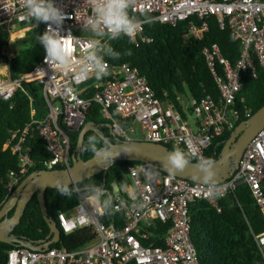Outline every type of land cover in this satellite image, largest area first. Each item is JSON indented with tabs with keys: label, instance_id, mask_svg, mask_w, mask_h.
Instances as JSON below:
<instances>
[{
	"label": "built area",
	"instance_id": "built-area-1",
	"mask_svg": "<svg viewBox=\"0 0 264 264\" xmlns=\"http://www.w3.org/2000/svg\"><path fill=\"white\" fill-rule=\"evenodd\" d=\"M55 3L71 17L64 20L61 35L71 33L79 38L78 43L70 38L67 40L71 67L57 69L46 61L42 47L41 57L30 72L14 76L10 60L16 55L15 51L4 47L1 52L0 98L11 100L26 80L33 79L41 84L48 110L44 117L31 118L22 128L10 131L4 147H10L17 163L16 168L9 171L5 183L8 194L32 167L33 161L25 145L34 129L51 155L45 163L46 168L70 165L68 130L83 125L91 101L102 105L101 115L110 123L112 135L119 139H138L135 137L138 127L142 132L138 140L179 148L196 160L206 157L213 140L231 129L240 117L234 100L243 73L249 71L253 78L259 70L264 73V0H130V16L144 15L171 24L187 20L185 35L196 40L203 38L208 29L206 18L212 15L220 28L230 30L241 44L234 62L221 53L216 42L202 48L219 96L217 99L210 94L190 96L187 102L182 98V113L172 101L159 98L147 78L136 68L126 63L110 66L104 59L108 75L101 78L103 81L93 82L96 90L91 98H82L80 93L85 88L78 89V86L96 74L89 65L87 78L78 82L75 75L79 71V60L90 42L108 43L110 40L82 29L84 20L90 15L91 0H55ZM32 21L26 14L23 0H0V27L5 28L10 37L16 32L13 30L16 26ZM144 24L130 39H149L144 35ZM44 30L45 24L40 23L41 34ZM31 111H34L33 107ZM141 169L150 168L142 162L127 168L129 190H136L137 200H132L129 190L125 193L120 190L122 198L117 194L113 196L112 208L120 213V223L115 220L105 222L104 212L77 194L75 213L58 212L56 223L65 234L79 227L92 226L96 232L92 241L73 250L52 246L31 250L12 246L5 251L0 264H201L190 236L191 202L204 199L217 207L219 197L246 183L255 202L264 211V127L246 145L234 172L218 182L224 192L216 198H209L204 183L168 173L157 174L149 181ZM105 196H108L106 189ZM217 210L220 209L217 207ZM157 221L169 224L163 235L155 233ZM155 236L161 239V244L154 243L152 238ZM253 236L264 262V234Z\"/></svg>",
	"mask_w": 264,
	"mask_h": 264
},
{
	"label": "trees",
	"instance_id": "trees-1",
	"mask_svg": "<svg viewBox=\"0 0 264 264\" xmlns=\"http://www.w3.org/2000/svg\"><path fill=\"white\" fill-rule=\"evenodd\" d=\"M136 17L144 18L145 16ZM206 21L207 31L201 40H196L185 35L187 20L178 21L175 24L153 20L151 23L144 24V35L149 38L148 40L140 38L132 40L127 36L110 40L108 44L115 52L119 53V56H105L104 59L110 66L126 63L136 68L140 74L147 78L159 98L172 101L174 107L184 113L180 102L184 94L191 97L210 94L215 99L219 96L217 85L206 65L202 48L216 42L221 53L234 62L241 47L239 40L232 36L228 28H220L214 15L207 17ZM32 22L24 24L28 26ZM39 34H41L40 24L37 26L33 24L29 31L24 32L23 37L9 41V32L0 27V57L4 47L15 51L16 55L10 60V70L13 71L14 76L29 73L31 67L40 59L42 45L36 41V35ZM99 80L103 81V79ZM99 80L93 76L87 82L79 85L78 89L85 88L80 93L81 97L91 98L96 90L93 82ZM240 83V89L234 100V107L240 111V117L231 129L213 140L206 151V158H216L232 129L248 117L246 113L252 114L264 103V73L261 70L255 78L249 71H245ZM45 106L41 84L33 79L26 80L11 100L0 98V206L9 196L5 183L9 171L14 170L17 163V157L10 147H4L10 136V131L22 128L31 118L44 117L48 112ZM31 107L34 108L33 112ZM101 109L100 103L91 101L85 111L83 124L87 121L105 122L106 120L101 115ZM102 129L106 135H109L107 129ZM95 134L94 131L89 130L84 135L80 151L83 159L93 154L85 151L83 145L87 142L89 135ZM69 138L71 155L76 145L77 135L70 134ZM25 146L29 149L33 161L29 173L34 170L47 169L45 163L51 158V155L46 149L43 138L35 129L30 131ZM189 158L196 160L192 157ZM69 163L71 164V158ZM135 163L141 162L127 160L114 162L107 169L105 184H103L102 171L76 184L81 187L84 183L102 185L108 191V196L113 197V184L128 185L127 168ZM145 164L157 174L164 173L151 164ZM53 168H64V166L56 165ZM45 200L47 213L55 220L58 212H64L66 215L75 213V206L78 202L77 194H73L71 197L61 196L55 187L46 189ZM217 207L220 210H217ZM217 207L204 199H197L189 205L190 236L200 263L264 264L253 236V234H264V211L255 202L247 184L241 183L233 192L219 197ZM12 211L10 210L8 214L10 215ZM103 220L105 222L115 220L120 223L121 216L112 208L110 213H104ZM155 225L157 227L155 233L158 235H163L169 227L168 223L158 221L155 222ZM60 232V240L50 246L73 250L86 245L96 236L92 226L79 227L67 234L63 233L61 229ZM14 233L32 240L44 238L49 233L48 224L41 214L35 194L28 201L20 222L14 228ZM152 239L155 244L162 243L158 236ZM11 247L10 244L0 242V260L5 251Z\"/></svg>",
	"mask_w": 264,
	"mask_h": 264
},
{
	"label": "water",
	"instance_id": "water-1",
	"mask_svg": "<svg viewBox=\"0 0 264 264\" xmlns=\"http://www.w3.org/2000/svg\"><path fill=\"white\" fill-rule=\"evenodd\" d=\"M104 125L109 127V135L103 132ZM263 127L264 103L232 129L218 156L212 158L215 161L217 170V182L224 181L234 172L244 148ZM89 130L94 131L96 134L99 133L104 138L105 144L102 147L107 146L109 149L114 150H109L102 156L92 154L90 157L83 159L80 151L84 135ZM68 133L77 135L76 145L71 153V164L64 168L31 171L14 187L8 198L0 206V242L12 246H24L31 250H41L60 240V229L56 220L48 215L45 200L46 189L54 188L57 180H62L70 186L102 171L103 184H105L107 169L118 160L148 163L164 173L171 174L165 167V161L167 155L174 149L165 144L138 139L122 140L112 135L109 123H96L94 121H87L78 129L68 130ZM195 163L196 160L190 158L189 167L183 172L173 175L203 183L196 175ZM33 194L36 195L41 214L49 227V233L38 240L17 236L14 233V228L20 222L25 207ZM116 194L120 198L123 197L120 191ZM10 210L13 211L9 215Z\"/></svg>",
	"mask_w": 264,
	"mask_h": 264
},
{
	"label": "clouds",
	"instance_id": "clouds-1",
	"mask_svg": "<svg viewBox=\"0 0 264 264\" xmlns=\"http://www.w3.org/2000/svg\"><path fill=\"white\" fill-rule=\"evenodd\" d=\"M26 14L36 26L45 24L42 34L36 35V41L42 45L46 61L55 65L57 69L63 70L72 66L70 49L67 40L78 43L79 38L73 37L71 33L61 35L63 22L67 17L62 8L58 7L55 0H23ZM130 0H91L90 15L84 20L82 29L90 31L96 37H107L108 40H115L122 36L133 37L137 30L144 23L153 22V18L145 16L137 18L129 15ZM118 57L119 53L106 42H90V47L85 51L79 60V71L75 79L79 82L87 78V68L90 65L99 80L108 75L104 57ZM104 138L99 134L89 135L87 142L83 145L85 151L98 156L104 155L109 150L103 146ZM190 165L188 154L177 148L170 152L165 161V167L171 174L183 172ZM197 177L205 184L209 198H216L224 192V187L217 182V170L215 161L211 158L202 157L195 163ZM149 181L155 179L157 173L152 169H141ZM57 193L61 196L71 197L78 194L92 205L97 206L104 213H110L113 206V197L105 196V189L102 185L95 183H84L69 186L62 180L54 184ZM120 185L115 184L112 193L115 195L120 191ZM126 187V186H125ZM132 200L138 199L135 189L128 191ZM142 206V205H141Z\"/></svg>",
	"mask_w": 264,
	"mask_h": 264
},
{
	"label": "rangeland",
	"instance_id": "rangeland-1",
	"mask_svg": "<svg viewBox=\"0 0 264 264\" xmlns=\"http://www.w3.org/2000/svg\"><path fill=\"white\" fill-rule=\"evenodd\" d=\"M13 30L25 32V31H29L30 27H28L27 24H22V25L16 26ZM83 33H85V32H83ZM16 36H18L17 33H16V35L13 34L11 37L15 38ZM182 98H183V101L187 102V99H189L190 96L188 94H184V95H182ZM135 137L138 139L142 137V132L138 127H137V132H136Z\"/></svg>",
	"mask_w": 264,
	"mask_h": 264
},
{
	"label": "crops",
	"instance_id": "crops-1",
	"mask_svg": "<svg viewBox=\"0 0 264 264\" xmlns=\"http://www.w3.org/2000/svg\"><path fill=\"white\" fill-rule=\"evenodd\" d=\"M28 27H31V25H28ZM16 33H17L18 36H16L15 38L10 37V41L17 40V39L23 37V35H24V32L16 31L14 34H16ZM45 108H46V106H45ZM129 189H130V186L129 185H126V187L125 186H121V188H120V190H122L123 193H125Z\"/></svg>",
	"mask_w": 264,
	"mask_h": 264
},
{
	"label": "flooded vegetation",
	"instance_id": "flooded-vegetation-1",
	"mask_svg": "<svg viewBox=\"0 0 264 264\" xmlns=\"http://www.w3.org/2000/svg\"><path fill=\"white\" fill-rule=\"evenodd\" d=\"M103 123L105 124V123H109V122H108V121H105V122H103ZM109 124H110V123H109ZM103 128H104V129H107V130L109 131V127H108V126L104 125Z\"/></svg>",
	"mask_w": 264,
	"mask_h": 264
},
{
	"label": "bare ground",
	"instance_id": "bare-ground-1",
	"mask_svg": "<svg viewBox=\"0 0 264 264\" xmlns=\"http://www.w3.org/2000/svg\"><path fill=\"white\" fill-rule=\"evenodd\" d=\"M16 35V34H15Z\"/></svg>",
	"mask_w": 264,
	"mask_h": 264
}]
</instances>
